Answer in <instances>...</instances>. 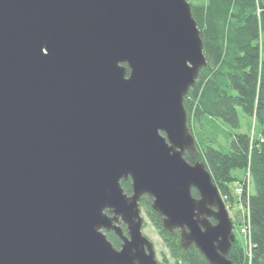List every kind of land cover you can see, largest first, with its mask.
<instances>
[{"label": "water", "instance_id": "1", "mask_svg": "<svg viewBox=\"0 0 264 264\" xmlns=\"http://www.w3.org/2000/svg\"><path fill=\"white\" fill-rule=\"evenodd\" d=\"M206 66L187 0H0V264H158L143 196L185 249L232 264L222 195L185 159Z\"/></svg>", "mask_w": 264, "mask_h": 264}, {"label": "trees", "instance_id": "2", "mask_svg": "<svg viewBox=\"0 0 264 264\" xmlns=\"http://www.w3.org/2000/svg\"><path fill=\"white\" fill-rule=\"evenodd\" d=\"M191 7L207 66L184 101L188 127L195 133V128L204 127L200 122L208 125L216 119L234 132L226 131L228 150H222L224 146L203 129L200 139L205 146L198 145V156L186 152L185 159L203 163L227 203L245 209L248 241L236 240L228 259L232 264H264V0H206ZM240 111L256 124V138L235 132L241 129ZM236 183L241 192L234 196L231 185ZM122 187L132 195L131 180ZM193 196L199 198V193L193 190ZM140 207L175 264H210L195 246L183 247L179 231L164 228L151 197L145 196ZM106 234L120 249L116 234Z\"/></svg>", "mask_w": 264, "mask_h": 264}, {"label": "rangeland", "instance_id": "3", "mask_svg": "<svg viewBox=\"0 0 264 264\" xmlns=\"http://www.w3.org/2000/svg\"><path fill=\"white\" fill-rule=\"evenodd\" d=\"M205 1L206 0H187V2L191 6H194V5L199 6L202 4L204 5ZM239 114H240V119H241V129L238 131H235V132L250 134L252 137L256 138L257 137V130H258L256 124H253L252 120L247 118L241 111L239 112ZM199 124H202L204 127L195 128V133L197 134V136L195 135L193 130H192L193 133L190 131V133L194 139L196 150H198V145L199 146L204 145V143L200 139V134H201L200 132L203 129L207 130V131L209 130L208 133H210V135L215 138V141H217L218 144L224 146L221 148L222 150H228L227 147H225L227 145V137L225 136V134H226L227 130L232 131V129H229L227 126L224 127L222 125V123L216 119L211 120L208 125H206L204 121L200 122ZM197 131H198V133H197ZM232 132H234V131H232ZM208 133H207V136L210 137V135ZM218 190H219V188H218ZM231 190H232L231 192L235 196L237 193L241 192V187H238L237 183L232 184ZM143 198H144V196L139 201V204L141 203ZM221 199H222V201H224L228 216H229V218L232 222V225H233L235 242H236V240L239 239L240 241L238 240V242L241 243V241H242L244 244H246V242L248 241V238H247V229H246V226L244 223L245 216H246L245 209L241 205H239V203H235V205L232 206V205L227 203V201L224 199V197H221ZM140 214H141L142 219L144 220V223H145V219H146V225H144V223H143V227L141 229L142 235L151 244L153 251L155 253L156 261L158 262V264H163L164 258L168 259V264H175L174 260L170 259L169 252H168L167 248L164 246L162 239L159 237L158 233L156 232L154 227L151 225L148 218H146V215H145L144 211L142 210V208L140 210ZM120 221H121V224H119V227H121L126 234L127 233V225L124 224V222H122V220H120ZM210 222L213 225L216 224V221L214 223L213 219H210Z\"/></svg>", "mask_w": 264, "mask_h": 264}]
</instances>
